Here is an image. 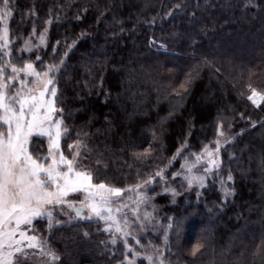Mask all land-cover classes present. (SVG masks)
Wrapping results in <instances>:
<instances>
[{
    "label": "trees",
    "instance_id": "obj_1",
    "mask_svg": "<svg viewBox=\"0 0 264 264\" xmlns=\"http://www.w3.org/2000/svg\"><path fill=\"white\" fill-rule=\"evenodd\" d=\"M9 3L12 62L33 61L40 70L65 60L56 74L57 106L71 129L61 143L65 155L68 143L82 139L94 182L121 188L165 169V180L157 178L148 190L157 223L141 242L162 248L165 264H264V104L255 108L245 98L249 85L264 92V0ZM45 28L46 45L22 51L26 39L39 44ZM189 73L198 76L183 93ZM219 124L227 139L220 169L207 176L205 187H186L175 176L181 158L214 144ZM37 141L33 150L41 152ZM185 142L187 149L172 160ZM149 147L151 156L136 158ZM229 172L234 194L225 199L220 180ZM35 227L40 235L56 233L49 244L59 264L123 259L122 242L112 245L101 221L72 220L51 232L45 221ZM198 244L203 247L191 255Z\"/></svg>",
    "mask_w": 264,
    "mask_h": 264
},
{
    "label": "snow or ice",
    "instance_id": "obj_2",
    "mask_svg": "<svg viewBox=\"0 0 264 264\" xmlns=\"http://www.w3.org/2000/svg\"><path fill=\"white\" fill-rule=\"evenodd\" d=\"M11 16L9 0H0V24H3L0 29V264H55L60 256L50 247L48 239L39 234L35 224L45 221L47 230L51 232L61 223L80 219L103 221V230L112 234L110 243L116 245L118 240L122 241L124 252L119 264H143L144 261L147 264H165L164 254L159 249H153L154 254L136 250V245L145 246L141 245L133 228L134 221H130L125 213V209H130L136 222H139L140 231H144L145 222L152 220V213L145 211L141 218V206L151 203L152 197L148 195L150 185L157 178L165 180V169H159L140 183L121 188L94 182L93 170L84 165L85 153L89 150L82 139L68 143L69 155H65L61 143L71 129L64 123V109L57 106L56 87V74L61 71L65 60L61 58L58 63L45 65L42 71L37 70L33 61L22 62L21 66L13 63L8 38V18ZM47 32L45 28L39 35L37 45H33L31 39L26 40L22 51L31 52L34 48L45 46ZM31 35H36L35 28ZM75 43L67 45L69 51ZM63 55L66 58L68 52ZM40 59L36 57L37 61ZM197 76L198 73L188 74L186 81L180 85L183 93L189 91ZM248 88L250 94L246 99L259 108L264 104V92L251 85ZM177 96H182V93L177 92ZM171 116L172 112L169 113ZM261 126L264 127V124ZM222 129L223 124H219L218 137L225 135ZM84 135L87 136V133ZM34 138L47 140L46 153L33 150ZM187 147V142L181 144L172 160L181 156ZM221 147L220 139H217L214 146L205 145L200 153L192 154L194 159L185 157L181 165L184 173L177 172L175 176H183L189 188L194 185L205 187L207 176L195 175L193 170L204 165L205 174L219 170L222 165ZM151 154L149 147L134 155L141 159ZM232 180L230 172L226 180H220L225 199L234 194L227 187V182ZM164 192L171 193L173 197L179 195L174 188H165ZM72 196L78 198L71 199ZM60 214L69 219L60 221L57 218ZM172 227L171 223L167 225V228ZM129 237L135 244L129 243ZM202 247L196 245L191 255L195 256Z\"/></svg>",
    "mask_w": 264,
    "mask_h": 264
},
{
    "label": "rangeland",
    "instance_id": "obj_3",
    "mask_svg": "<svg viewBox=\"0 0 264 264\" xmlns=\"http://www.w3.org/2000/svg\"><path fill=\"white\" fill-rule=\"evenodd\" d=\"M3 28V24H0V29H2ZM9 38V41H10V44H11V39H10V36L8 37ZM26 40H29V39H26ZM25 40V41H26ZM37 40H38V38H37ZM39 41V40H38ZM31 42H32V40H31ZM10 44H9V47H10ZM23 48H24V46H23ZM26 52V51H25ZM24 62H26V61H24ZM18 66H21L22 65V63H19V64H17ZM37 70H39V69H37ZM43 69H40L39 71H42ZM248 90H249V88H248ZM250 94V90L248 91V93L246 94V96H245V98L248 96ZM250 102V101H249ZM251 103V102H250ZM252 104V103H251ZM253 105V104H252ZM254 106V105H253ZM255 108H256V106H254ZM217 139H220V142H221V145H222V147L224 146V144L226 143V141H227V139H225L224 137H218ZM34 140L35 141H37L35 138H34ZM38 142V144H37V148L39 147V149H41V152H43V154L44 153H46V146H47V140L46 139H44V140H41V141H37ZM36 142V143H37ZM39 145V146H38ZM210 147H212V146H214V144H212V145H209ZM222 147H221V149H222ZM203 149V148H202ZM200 152H201V150H200ZM200 152H198V153H200ZM220 153H221V151H220ZM188 159L189 160H192V159H194V156H192V157H188ZM184 162H185V157H182L181 158V161H180V166H179V168H180V170H179V172H181V173H184V169L181 167V165H183L184 164ZM204 166H206V165H204ZM204 166H200V167H198L197 169H194L193 170V173L195 174V175H206V176H208V175H210V174H205L204 172H203V167ZM215 171V170H214ZM186 174V173H185ZM182 177V179H183V176H181ZM184 180V179H183ZM184 182H185V185H186V187H188V185H187V182L184 180ZM189 188V187H188ZM126 195H132L131 193H127ZM71 199H77L78 197L77 196H72V197H70ZM145 211H147V212H151L152 213V220H151V222H145V229H144V231H140V229H139V222H136V218L134 217V216H132V214H131V211H130V209H125V213L128 215V218H129V220L130 221H134V223H133V228L136 230V232H137V236H138V238H139V236L141 235V234H143L145 231H147L149 228H151V227H153L156 223H157V220H153V216H154V209H152L151 207H147V205H142L141 206V210H140V215H141V218L143 217V213L145 212ZM67 216H64V215H62V214H60V215H58V219L59 220H61V218H66ZM85 220V219H84ZM101 223H102V225H103V229L105 228V224H104V222L103 221H101ZM55 235H56V233H52L50 236H45V235H43V234H41V236H43V237H45V238H47L48 239V241H51L54 237H55ZM112 235V234H111ZM120 242H122V241H120ZM129 243H131V244H135V241L131 238V237H129ZM123 244V243H122ZM141 245H144L145 247H141V246H139V245H136L135 247H137L138 249H137V251H140V252H145V253H148V254H154L153 253V249H159L160 251H162V248H159V246L158 245H149V243H146V244H144L143 242H141ZM152 246V247H151ZM146 263H147V261H146ZM55 264H59L58 263V261H56L55 262Z\"/></svg>",
    "mask_w": 264,
    "mask_h": 264
}]
</instances>
